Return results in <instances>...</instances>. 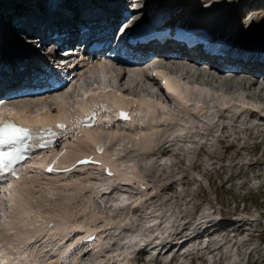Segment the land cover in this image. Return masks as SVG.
Returning a JSON list of instances; mask_svg holds the SVG:
<instances>
[{
    "label": "rangeland",
    "instance_id": "1",
    "mask_svg": "<svg viewBox=\"0 0 264 264\" xmlns=\"http://www.w3.org/2000/svg\"><path fill=\"white\" fill-rule=\"evenodd\" d=\"M3 1L0 0V7L6 3L13 8L18 6V2L14 0ZM237 2L238 0H180V4L187 9L193 7L196 10L195 16L211 11L219 4L231 6ZM260 2L263 4V0ZM24 7L28 8L25 5ZM263 20L264 11L256 15L253 9L245 17V27L249 26L246 28H250L257 41L264 37ZM246 28L240 34L247 33ZM8 36L12 37V41L7 45L15 42L16 45L12 46L19 48V44L26 43L15 33ZM32 46L35 48V45ZM16 53L12 51V54H9L8 51L7 57ZM7 57L0 55V62ZM149 62L152 63V60ZM170 73L168 70H159V77H166V80L164 79L166 88L163 90L158 81L157 87L152 89L154 93L157 92V97L145 93L144 96L132 89L126 91L125 85L114 84L104 87L95 82L87 90H75V88L70 90L72 97L58 108V104L65 100L66 93L57 90L55 92L57 94H51V99L45 101L42 110L50 116L51 123L46 125L49 127L48 133H55L53 136L61 145L55 151L51 149L34 155L29 163L21 166L22 175L19 179L9 178L4 183H0V195H5V206L7 205L5 212L2 211L3 218L0 219V260L3 256H8L12 258L13 264H28V260L37 264H91L88 260L89 256L87 259L86 256H81L82 251H90L94 261L98 259L101 264H113L110 262L113 249L118 253L119 250L133 251V246L123 247L126 248L125 250L121 246L131 235L142 236V234L138 236L141 228H148L146 231L148 235L171 238L176 232L185 233L188 226L196 225L195 228L207 227L208 231H204L206 234L212 233L214 237H221L225 234L224 230L217 227L221 224L226 227L240 226L243 230L242 234L239 231L232 233L235 240L240 243L243 240V247L251 248L250 250L259 257L257 260L256 257L250 256V264H264V226L261 224L260 227H256L253 221L264 218V105L247 98L239 99L236 95L232 96L234 92L224 93L225 90H221L222 94L219 92L225 102L223 100L215 103L203 102L189 95L184 96L182 100L181 93L175 91L174 86L177 84L188 89L200 87L197 76L188 75L189 77L186 78L180 73L177 75ZM101 94L119 96L121 105L130 104L133 112L132 122L124 126L118 124L107 127L105 120L112 114L102 113L100 125L94 127L95 129L80 127L79 116L86 108L92 107L96 103L95 98ZM44 96L46 95L36 98L26 97L17 100V103L20 100L32 102L38 98L41 101ZM140 101L144 103L141 110L138 105ZM212 103L215 106L211 105ZM24 109L26 117L36 119L38 116L39 112L33 109ZM254 109H259V112ZM149 110L152 112L149 113ZM177 111H180V115ZM58 114L68 122L67 129L61 133H58L54 127ZM175 114L180 120L175 121ZM247 115L250 117V122ZM184 116L185 119L182 118ZM140 117L145 120L141 118V122ZM244 117L247 121H244ZM150 120L153 122L149 123ZM184 120H187V123ZM237 120L240 121L238 125ZM171 122L173 123L170 124ZM145 129L149 130L145 131ZM89 130H93L90 131L93 136L88 135ZM43 135L34 134L32 144ZM96 135L100 136V139L102 136L101 141L106 145L103 154L95 152L96 141L93 139ZM168 136L178 140L172 141L173 138L168 139ZM111 144H115V147ZM83 155H89L91 163L79 166L76 160ZM47 164L53 168L51 173L45 172ZM102 164L113 169L114 176L105 177ZM127 170L131 173L128 174ZM140 182H144L146 188H140ZM5 187L6 190L3 191ZM105 187L111 188V193L100 195L98 190L106 189ZM23 189L29 191L24 192ZM119 198L122 201H119ZM111 205L115 207L108 210ZM140 215L150 218L140 219ZM198 217L206 221L193 223ZM152 222L155 225L151 224ZM215 222L216 225L213 226ZM49 223H53V226L49 227ZM90 232L97 234V239L91 246L84 244L82 240L83 233ZM49 237L53 240L56 238L57 241L47 242ZM105 237L112 239L104 245ZM122 238L125 239L124 242ZM246 238L249 241H245ZM116 241L117 245L114 243ZM29 242L35 244L39 242L40 247L35 245L39 249L24 252L23 247ZM46 248L48 251L44 253ZM235 251L233 249L234 253ZM200 252L205 256L213 253L210 248ZM130 253L132 255V252ZM215 253L209 258L211 264H227L221 257V250L218 252L219 256ZM236 255L240 258H235V262L244 264L248 261L247 252H238ZM132 256V258L121 256L119 262L136 264L134 255ZM194 264H205V262L201 259Z\"/></svg>",
    "mask_w": 264,
    "mask_h": 264
},
{
    "label": "bare ground",
    "instance_id": "2",
    "mask_svg": "<svg viewBox=\"0 0 264 264\" xmlns=\"http://www.w3.org/2000/svg\"><path fill=\"white\" fill-rule=\"evenodd\" d=\"M12 1V0H11ZM15 2H18V4H22V5H28L29 6V10L28 12H26V16H28V19L30 22H35L37 20V17L35 16L36 15V10H38L36 7V0H14ZM180 1V0H179ZM3 2H7L6 0H4ZM98 3V1L96 0H65L64 4L60 6L59 11H64L62 10V8L65 6V9H67L68 11L70 10L69 8H73V7H76L78 8L79 5H81V8L82 7H87L88 9H90L92 6H96ZM122 4H123V8L120 9L117 13H116V19L117 18H121L120 20H118V24L114 27L116 30L118 29V27H120L121 25H123L124 23L126 24H131L132 22L130 21L131 17L132 16H137L139 15L140 13H142L144 10V8H146V0H122ZM224 4V3H223ZM223 4H219L216 8L212 9L211 11H205V13L201 14L200 16L196 15L197 19L199 20H204L208 23H212V24H206V25H200V27L203 26V31L205 33H208V34H220L224 37L225 41L227 42H230L231 41V34L234 35L235 34H239V32H242L245 30L246 27H249V26H246V22L245 21V17H247L249 15V11L251 13V9H253V11L255 12L256 15H259L261 14L263 11H264V0H263V4L262 2H260V0H238L237 3H233L231 6L229 5H226L224 6ZM25 5V6H26ZM234 5V6H233ZM246 6V7H245ZM97 7V6H96ZM14 8L6 3L5 5L2 4V6L0 7V16L1 18L3 17L4 18V21L3 22H0V55L3 56V57H7V53H8V50H6V46H8L7 44L9 43V41H12V37L11 36H8L9 33H10V30H14V27H11L10 24H11V21H12V17L14 16V14L16 13L15 11H13ZM188 11L190 12L189 13H186V14H189L190 17H191V13L195 12L196 10L192 8H189ZM66 13V12H65ZM196 13V12H195ZM194 13V14H195ZM40 19H42L41 22H44L45 21V18L42 16V15H38ZM2 18V19H3ZM195 18V19H196ZM252 19V18H251ZM256 21V20H254ZM264 21V20H263ZM41 22H38L41 23ZM251 23V22H250ZM192 25L194 26L193 23H191L190 27H192ZM8 27L9 30H8ZM248 30V33L244 34V35H241L240 38L243 40V42H230L232 44L233 47H235V45L237 46L236 48L238 50L239 53L241 52H250V54L253 56V57H256L257 55H259L261 52L264 53V37L263 39H261L259 41L260 44H255L254 41H256L255 39V35L250 31V28H246ZM15 31V30H14ZM29 31V30H28ZM33 35H31L32 37ZM237 36V35H236ZM11 37V38H10ZM35 37V38H33ZM31 38V41L33 39H36V37H40V36H33ZM45 37V38H44ZM43 38H40L39 40V46L41 47L42 42H44V40H46V36H44ZM234 38V37H233ZM99 41V40H97ZM254 42V43H253ZM11 45H16L15 42H11ZM170 47V45L168 46ZM167 50V49H165ZM165 50H162L164 52H166ZM234 51V52H236ZM24 53V52H23ZM22 52H20V54L18 55L17 58L15 59H20L21 62H24L25 65H28L30 64V58L32 59H40L42 58V55L38 54V52L36 51H31V50H27L26 53L29 55L28 57L26 56V53L23 54ZM242 54V53H241ZM179 58H174L173 56L169 55L168 53H162V55L158 56L159 60H155V61H152V63H150L149 61L150 60H144V59H141L139 62H135V63H126L124 61H114L112 60L107 54L106 52L101 51V53H96V54H93L94 56V59L98 60V62L96 61V64L97 65H93V64H89V63H84V68L78 73L77 75V79H75L73 81V84H71V86H69L68 88H63V86H59L57 89H53V90H63L66 94H64V97H65V100L62 101L61 103L58 104V108L61 107L60 104H63L65 103L66 101H68L69 97H72L73 94H71L70 90H73L75 88V90H87V88L89 86H91L93 83L95 82H98L99 84L103 85L104 87H107V86H114V84L116 86L118 85H122L124 86L125 85V90L128 91V90H131L132 91L134 90L136 93H141L145 96V94L147 95H155V97H157V92L154 93L153 92V87L155 88L156 84H157V79L155 78H151L149 76V72L151 70H154V69H161V70H168L169 72H173V73H180L182 74V76L184 75V77H189L190 75H195L197 76V80L199 81V86L200 87H197L196 88H193V89H188L186 87H181L180 85H175L174 86V90L177 91V92H180L181 94V99L183 100V98H185L184 96H195L196 98L199 99V101H203V102H221V100H223V96H221V90H225L224 93H227V92H234L232 94L233 95H236L238 96L239 99H243V98H247V99H250V100H254L256 101L257 103H261L264 105V64L263 62H260V60H257L255 58H252L250 60V63H248L245 68L246 70L244 72H240V70L236 71V72H233V75L232 77H228V78H223V79H220V80H216L218 83V85H215L213 84V81L209 82L208 83H204V82H201V81H205L203 80L199 75H197L195 73V71L190 67V63H192L194 61V58L193 56H191L190 54H182L180 52H178L176 54ZM23 56V58H21ZM108 59L110 61H104L105 59ZM28 59V60H27ZM175 60H177V62H175ZM16 60H11L8 62V57L5 58V59H2L1 62H0V66H1V72H2V75L1 77L5 78V80L2 82L3 84L5 83V81L8 79V75L6 73V70L4 68L5 65H7V67L9 68V65H11L10 67H15L16 66ZM19 64H17L18 66ZM3 67V69H2ZM6 67V68H7ZM17 68V67H15ZM80 69V68H79ZM170 73V74H171ZM172 73V75H173ZM174 75V76H176ZM189 75V76H188ZM165 76V75H164ZM180 76V78L182 77ZM168 77V76H167ZM171 77V76H169ZM173 77V76H172ZM166 78V77H165ZM179 78V79H180ZM186 78H184L185 80H187ZM194 78V77H193ZM183 79V80H184ZM191 79V77H190ZM195 79V78H194ZM10 80V79H9ZM178 80V79H176ZM189 80V78H188ZM190 81V80H189ZM196 81V80H195ZM195 81H193V83H195ZM206 82V81H205ZM8 83V82H7ZM80 83V84H79ZM189 83V82H188ZM192 83V81H191ZM189 83V84H191ZM197 83V81H196ZM79 84V85H78ZM193 85V84H192ZM184 86V85H183ZM157 87V86H156ZM52 90V91H53ZM86 92V91H85ZM130 92V91H129ZM219 92L221 94H219ZM77 93V92H76ZM145 93V94H144ZM87 94V92H86ZM77 95V94H76ZM116 95V93H115ZM118 95V94H117ZM126 95V94H125ZM137 95V94H136ZM135 95V96H136ZM142 95V96H143ZM159 95V93H158ZM224 95V94H223ZM229 97H230V93L228 94ZM228 95H226L228 97ZM51 94L50 95H47L44 96L45 98H41L43 100L40 101V99H34L32 102H28L26 100H20L19 103H17L19 99H15V98H7V99H2L0 100V111L4 110V109H10L11 112L7 113V112H4L3 113V118H8V117H13L15 118L16 120L22 122V123H30V125H35L37 127L41 126L42 125H46V124H50V116H48L47 113H44L42 110V108L45 106V101L51 99ZM139 96V94H138ZM136 96V97H138ZM143 96V98H145ZM225 96V97H226ZM231 96V98H232ZM234 96V98L236 97ZM37 96L33 95V96H29L28 98H36ZM41 97V96H40ZM78 97V96H77ZM132 97V96H131ZM134 97V96H133ZM135 97V98H136ZM140 97V96H139ZM149 97V96H148ZM18 98V97H16ZM122 98V96H121ZM233 98V99H234ZM68 99V100H67ZM126 99V98H124ZM138 99V98H137ZM142 99V98H141ZM150 99H151V96H150ZM157 99V98H156ZM238 99V100H239ZM36 100V101H35ZM120 100L119 99V96H109L108 94H101L99 95L97 98H95V102L96 104H99V103H102L104 105H107L108 103H111V105H116V106H119V107H127L128 109H130V104H128L127 106H124V105H121L120 104ZM144 100V99H143ZM148 100V98H147ZM153 100V98H152ZM231 100V99H230ZM228 100V102L230 101ZM21 101H24V102H21ZM73 101V100H72ZM157 101V100H156ZM225 102V100H223ZM223 102V103H224ZM21 103V104H20ZM48 103V102H47ZM125 103V102H124ZM208 103V104H210ZM241 103H242V100H241ZM50 104V103H49ZM23 107H22V106ZM144 103L143 101H140L139 102V106H140V110H141V107H143ZM168 105V104H167ZM186 105V104H185ZM213 106H215V104H211ZM11 106V107H10ZM178 106V105H177ZM227 106V105H226ZM169 107V106H168ZM171 107V106H170ZM186 107V106H185ZM211 107V106H210ZM24 108H31L38 113V116H36V119H31V118H28L26 117V110ZM64 108V107H63ZM177 108V107H175ZM238 108V107H237ZM88 108H86L84 110L87 111ZM149 109V108H147ZM153 109V108H152ZM182 109V108H180ZM212 109V108H211ZM236 109V108H235ZM20 111V112H17V111ZM208 110V109H207ZM233 110V109H232ZM239 110V109H238ZM263 110V109H262ZM60 111V110H59ZM176 111V110H175ZM186 112V110H184ZM191 111V110H190ZM212 111V110H211ZM214 111V110H213ZM240 111V110H239ZM245 111V110H244ZM254 111L256 112H259V109H254ZM152 112L149 110V113ZM159 112V111H158ZM178 112V111H177ZM209 112V110H208ZM255 112V113H256ZM58 113V112H57ZM61 113V111H60ZM63 113V111H62ZM179 115H180V111L178 112ZM181 113H183L181 111ZM223 113V112H222ZM233 113V111H232ZM160 114V113H159ZM165 114V113H164ZM230 114V113H229ZM239 114V113H238ZM155 114H152V116H154ZM157 115V114H156ZM169 115V113H168ZM173 115V114H172ZM178 115V114H177ZM184 115V113H183ZM188 115V114H187ZM218 115V114H217ZM226 115V114H225ZM246 115V114H245ZM146 116V115H145ZM160 116V115H159ZM158 116V117H159ZM171 116V115H170ZM207 116V115H206ZM215 116V115H214ZM237 116V115H236ZM248 116V115H247ZM253 116V114H252ZM158 117H155L156 119ZM169 117V116H168ZM172 117V116H171ZM174 117V116H173ZM235 117V116H234ZM249 117V116H248ZM143 118V117H140V119ZM175 118H176V114H175ZM183 119H185V116L182 117ZM191 118V117H190ZM245 118V117H244ZM139 119V120H140ZM151 119V118H150ZM162 119V118H161ZM166 119V117H165ZM172 119V118H171ZM174 119V118H173ZM178 118L175 119V121H177ZM182 119V120H183ZM189 118H187L188 120ZM194 119V118H193ZM209 118H207L208 120ZM231 119H232V116H231ZM59 120H62V116L61 114H58L57 115V118L55 121H59ZM143 120H145L143 118ZM149 120V119H148ZM155 119H153L154 121ZM163 120V119H162ZM170 120V119H169ZM180 120V119H178ZM187 120H184L186 123H187ZM199 120H202V119H199ZM210 120V119H209ZM212 120V119H211ZM210 120V121H211ZM243 120V119H242ZM152 120H150L149 123H151ZM152 121V122H153ZM172 121V120H171ZM173 121V122H175ZM183 121V122H184ZM239 120H237L238 122ZM244 121H247L246 118ZM243 121V122H244ZM141 122H142V119H141ZM146 122V121H145ZM148 122V121H147ZM158 122V121H157ZM162 122V121H160ZM173 122H171L170 124H172ZM184 122V123H185ZM190 122V121H189ZM225 122V121H224ZM232 122V121H231ZM236 122V123H237ZM240 122V121H239ZM239 122L237 123V125L239 124ZM242 122V124H243ZM249 122H250V117H249ZM32 123V124H31ZM144 123V122H143ZM155 123V122H154ZM167 122H164V124H166ZM185 123V124H186ZM193 123L194 120H193ZM245 123V122H244ZM146 124V123H145ZM159 124V123H158ZM168 124V123H167ZM166 124V125H167ZM169 124V125H170ZM177 124V122H176ZM176 124L174 126H176ZM190 124V123H189ZM156 125V124H155ZM194 125V124H193ZM196 125V124H195ZM214 125V124H213ZM233 125V124H232ZM116 126V125H115ZM189 126V125H188ZM199 126V124H198ZM204 126V124H203ZM158 127V126H157ZM177 129H178V126H176ZM186 127V126H185ZM192 127V126H191ZM190 127V128H191ZM116 128V127H115ZM149 128V127H147ZM151 128V127H150ZM159 128V127H158ZM161 128V127H160ZM181 128V127H180ZM189 128V127H188ZM196 128V127H195ZM202 128V127H201ZM95 129V128H94ZM111 129V128H109ZM113 129V128H112ZM117 129L119 130V127H117ZM121 129V128H120ZM175 129V128H174ZM176 129V130H177ZM198 129V127H197ZM200 129V128H199ZM203 129V128H202ZM202 129H201V132H202ZM205 129V127H204ZM223 129V128H222ZM108 130V129H107ZM105 130V131H107ZM146 130H149V129H145ZM153 130V129H152ZM155 130V129H154ZM174 130V131H176ZM180 130V129H179ZM191 130V129H190ZM93 130H89L87 132H90ZM121 131V130H120ZM140 131V130H139ZM189 131V130H188ZM92 132L88 133L89 136H93ZM108 132V131H107ZM112 132V131H111ZM116 132V131H115ZM153 132V131H151ZM166 132V131H165ZM186 132V130H185ZM183 132V133H185ZM200 132V133H201ZM121 133V132H120ZM123 133V132H122ZM137 133V132H135ZM148 133V131H147ZM150 133V132H149ZM167 133V132H166ZM177 133V132H175ZM174 133V134H175ZM179 133V132H178ZM204 133V131L202 132ZM77 134V133H76ZM97 134V133H95ZM132 134V133H131ZM146 134V133H145ZM168 134V133H167ZM205 134V133H204ZM202 134V135H204ZM79 135V134H78ZM109 135V134H108ZM120 135V134H119ZM137 135V134H136ZM135 135V136H136ZM139 135V134H138ZM180 135V134H178ZM188 135V134H187ZM118 136V135H117ZM95 137V135H94ZM100 137V136H99ZM98 137V135H96V138L93 139V141L95 140L96 144L97 143H102V136H101V139ZM104 137V136H103ZM180 137V136H178ZM106 138V137H104ZM151 138V137H150ZM167 138V137H166ZM170 138V136H168V139ZM173 137H171L170 139H172ZM183 138V137H182ZM92 139V138H91ZM111 139V138H110ZM109 139V140H110ZM120 139V138H119ZM157 139V138H156ZM104 140V139H103ZM158 140V139H157ZM178 139H176L175 137L172 139V141H177ZM180 140V139H179ZM114 141V140H113ZM118 141V139H117ZM116 141V142H117ZM154 141V139H153ZM120 142V141H119ZM115 143V142H114ZM94 144V142H93ZM92 144V145H93ZM118 144V143H116ZM56 145V144H55ZM51 146L48 150H51V149H54V151L58 148V146ZM112 145V144H111ZM115 145V144H114ZM112 145V146H114ZM155 145L157 146V144L155 143ZM138 146V145H137ZM154 146V145H153ZM115 147V146H114ZM34 148V147H33ZM158 148V147H157ZM154 149V148H153ZM35 151H37L36 148H34ZM46 150V151H48ZM127 150V149H126ZM117 151V150H115ZM119 151V150H118ZM127 151H130L127 150ZM41 152H45V151H41ZM39 152V153H41ZM121 152V150H120ZM130 152H134L133 150L130 151ZM187 152V151H186ZM190 152V150H189ZM135 153H137L135 151ZM191 153V152H190ZM139 155V154H138ZM140 156V155H139ZM76 159V158H74ZM28 162V161H27ZM103 165V164H102ZM108 166L106 165H103V168H107ZM109 168V167H108ZM133 169V168H132ZM129 170L131 171L130 167H129ZM128 171V174L131 173ZM138 173V172H137ZM22 174V173H21ZM136 174V173H134ZM137 175V174H136ZM135 175V176H136ZM138 176V175H137ZM136 178V177H135ZM108 186V185H107ZM106 188V187H105ZM6 189V187L3 189V191ZM111 188H106V189H102L101 191L98 190L99 194L100 195H103L104 194H107V193H111ZM24 192H28L29 190L28 189H23ZM5 196V195H4ZM4 196L1 194L0 195V219L3 218V215H2V211L5 212V209L7 208L5 206V198ZM32 200V199H30ZM119 201H122V199H118ZM114 205H111L109 207L108 210H111L112 207ZM115 207V206H114ZM40 216V215H39ZM4 220V219H3ZM213 226L216 225V222L212 224ZM211 225V226H212ZM147 226V225H146ZM217 227H220V229H223V230H226V226H223V225H219ZM236 227V226H234ZM203 227L201 228H195L196 229H199L200 231L202 230ZM11 229H15L14 227H11ZM206 230L207 227L205 228ZM219 229V231H220ZM150 230V229H149ZM140 234H138V236H140L142 234L141 237H146L147 236V232L148 231V228H141L140 230ZM235 231H239L240 233V230L235 228L234 230H232V232H235ZM229 232V230H228ZM227 232V233H228ZM230 233V232H229ZM136 234V233H135ZM159 237V236H158ZM188 237V236H186ZM112 238H108V237H105L104 238V245L106 244V242H110ZM134 239H137V235L134 236V235H131L129 236V242L132 243V240ZM124 238H122V241L124 242ZM120 241V240H119ZM123 242H121L123 244ZM190 242L187 241L185 243V246L188 245ZM113 243V242H112ZM116 243L117 245V241L114 242ZM12 245V244H11ZM71 245H69L70 247ZM129 247L131 248L133 245H129L127 244L126 242L124 243L122 247V249H126V248H123V247ZM167 246V245H166ZM211 246V244H210ZM68 247V246H67ZM121 249V248H120ZM209 249V248H207ZM205 249V250H207ZM67 250V249H66ZM130 250V249H129ZM128 251H126L125 253H122L120 250V252L115 256V257H112L110 258V262H113V264L116 262V261H119V259L121 258V256H124L125 258L126 257H130L132 258V255L131 253ZM203 250V249H202ZM28 252V251H27ZM32 252V251H31ZM166 254H168V252H166ZM81 256H91V253L90 251H82V254ZM8 256H3L1 259L2 260H5L7 261L8 260ZM203 259V261L205 262V264H207V260L205 258H199V260ZM109 260V259H108ZM126 260V259H125ZM96 262L97 264H101L99 263V260L96 259ZM131 261V260H130ZM128 261V262H130ZM175 262V260H173V263ZM22 263V262H21ZM109 263V262H108ZM28 264H37V263H34L32 262L31 260H28ZM165 264H169L168 263H165Z\"/></svg>",
    "mask_w": 264,
    "mask_h": 264
},
{
    "label": "snow or ice",
    "instance_id": "3",
    "mask_svg": "<svg viewBox=\"0 0 264 264\" xmlns=\"http://www.w3.org/2000/svg\"><path fill=\"white\" fill-rule=\"evenodd\" d=\"M3 111L10 112L11 110ZM3 111H0V147L4 150L0 151V167L7 168L16 160L23 158L21 151L27 146L25 141L31 138V133L28 128L17 125L11 119L3 118ZM121 116H126V114L121 113ZM56 127L64 128L65 126L57 124ZM52 134L55 135V133ZM84 162L78 161V163ZM47 171H52V167L49 166Z\"/></svg>",
    "mask_w": 264,
    "mask_h": 264
}]
</instances>
